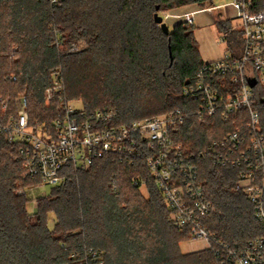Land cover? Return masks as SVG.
<instances>
[{"label": "trees", "instance_id": "obj_1", "mask_svg": "<svg viewBox=\"0 0 264 264\" xmlns=\"http://www.w3.org/2000/svg\"><path fill=\"white\" fill-rule=\"evenodd\" d=\"M214 0H64L56 8L48 0H0V97L26 95L32 124H51L57 103L46 105L43 92L62 68L68 99H80L88 112L114 107L120 122L194 107L182 90L204 66L194 25L178 22L165 34L155 13L188 4L212 7ZM159 7V9H158ZM264 11V0H254ZM233 57L242 54V29L216 16ZM85 41L79 53L65 51ZM171 48V49H170ZM64 49V50H63ZM172 52V56L170 54ZM13 76L16 78L13 79ZM264 132V86L257 88ZM234 123L190 118L180 138L196 153L209 199L216 210L209 228L231 244L262 235L254 205L236 188L238 170L216 167L200 155L214 138ZM141 176L145 195L133 184ZM112 183L117 186L114 190ZM38 184L25 177L19 147L0 135V264H67L75 251H102L107 264H210L214 251L183 252L190 238L180 230L148 170L113 158L96 161L76 176L31 199L19 190ZM54 214V227H49Z\"/></svg>", "mask_w": 264, "mask_h": 264}, {"label": "built area", "instance_id": "obj_2", "mask_svg": "<svg viewBox=\"0 0 264 264\" xmlns=\"http://www.w3.org/2000/svg\"><path fill=\"white\" fill-rule=\"evenodd\" d=\"M48 1L56 8L64 4V0ZM228 5L234 8L243 30V51L237 58L225 52L218 59L205 61L196 77L186 82L182 94L194 107L121 123L117 108L88 112L84 105L68 99L62 68L53 72L52 84L43 92L46 105L57 103L51 124L31 123L26 95L15 100L0 97V135L19 147L25 177L38 180L35 186H56L101 159L144 166L175 225L188 230L190 242H202L201 250L214 251L215 260L210 264H264V233L243 244H231L209 228L208 219L216 206L207 195L196 153L180 139L190 118L202 125L217 118L235 124L212 139L200 155L216 167L238 170L236 188L254 205V217L264 229V132L257 105V88L264 86V11H254V0H231ZM194 14L187 12L179 18L194 25ZM79 50L80 44L75 42L66 51ZM133 184L143 187L141 176L135 177ZM67 264L107 261L102 251L91 247L73 252Z\"/></svg>", "mask_w": 264, "mask_h": 264}, {"label": "crops", "instance_id": "obj_3", "mask_svg": "<svg viewBox=\"0 0 264 264\" xmlns=\"http://www.w3.org/2000/svg\"><path fill=\"white\" fill-rule=\"evenodd\" d=\"M208 8L209 7L201 8L197 4H188L180 8L170 10L172 12H169L167 17V19L170 20V23L175 24L178 22L180 15H183L187 12L195 13L194 36L199 47L200 55L204 61L218 59L225 53L227 49V43L224 39L225 34L220 32L217 24L215 23L216 16H220L223 19H231L232 27H235L233 24L234 21L239 22L236 18V12L231 5L227 6L226 15L221 12L216 13L214 11L215 8ZM218 34L221 35V40H223V43H221Z\"/></svg>", "mask_w": 264, "mask_h": 264}, {"label": "rangeland", "instance_id": "obj_4", "mask_svg": "<svg viewBox=\"0 0 264 264\" xmlns=\"http://www.w3.org/2000/svg\"><path fill=\"white\" fill-rule=\"evenodd\" d=\"M231 0H214V2L212 3V6H220L219 8H215L214 11L216 13H223L224 15H226V12H227V6H228V3L230 2ZM169 12H172L170 10H167V11H163V12H160L161 15L164 16L165 20L168 22V24L170 25V28L173 27L174 24L170 23V20L167 19L168 17V14ZM207 13V12H206ZM208 15V14H207ZM180 21V18L178 19V22ZM177 22V23H178ZM235 22V23H234ZM233 24L236 26L237 29H240L239 28V23L234 21ZM176 24V23H175ZM218 37L220 38V41L221 43H223V40H221V35L218 34ZM80 44V50L75 52V53H79L81 51H83L84 49H86L88 47V44L85 42V41H80V42H77ZM64 50V49H63ZM67 50V48L65 49V51ZM67 52V51H66ZM20 96V95H19ZM19 96H17L15 99H17ZM74 101L78 104V105H84V103L82 102V100L80 99H74ZM34 187V186H32ZM32 187H28L25 189L26 191V194L28 195V197L31 199L30 201V204H29V210L32 212V211H35L36 210V203H35V200L39 197H42V196H45V195H48L51 193L52 189L54 188V186L50 185V184H40L38 186H35L33 189ZM141 190L142 192L146 194V189L145 187H141ZM20 191V190H19ZM217 212V210H216ZM54 224H55V216L54 214H51L50 215V219H49V227L52 228L54 227ZM190 239H188L187 241H184L181 243V248H182V251L187 253V252H191V251H197V250H201L203 247H204V244L202 242H199V241H196V242H190L189 241Z\"/></svg>", "mask_w": 264, "mask_h": 264}, {"label": "water", "instance_id": "obj_5", "mask_svg": "<svg viewBox=\"0 0 264 264\" xmlns=\"http://www.w3.org/2000/svg\"><path fill=\"white\" fill-rule=\"evenodd\" d=\"M158 9H159V7H158ZM155 22L159 26H161V28H162V30L164 31L165 34H169L170 33V25L165 20L164 16L160 14L159 11L155 13ZM170 54L172 56V52H170ZM252 85H255V81H252Z\"/></svg>", "mask_w": 264, "mask_h": 264}]
</instances>
